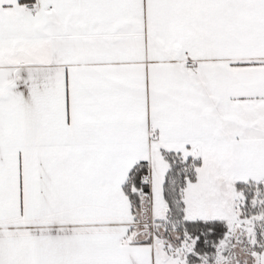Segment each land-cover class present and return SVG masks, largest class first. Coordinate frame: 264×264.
Here are the masks:
<instances>
[{
    "label": "snow or ice",
    "instance_id": "obj_1",
    "mask_svg": "<svg viewBox=\"0 0 264 264\" xmlns=\"http://www.w3.org/2000/svg\"><path fill=\"white\" fill-rule=\"evenodd\" d=\"M0 264H264V0H0Z\"/></svg>",
    "mask_w": 264,
    "mask_h": 264
}]
</instances>
